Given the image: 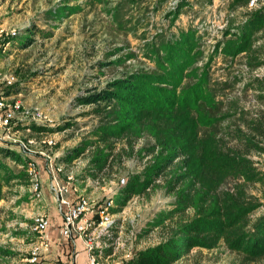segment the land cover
Masks as SVG:
<instances>
[{
    "label": "rangeland",
    "instance_id": "obj_1",
    "mask_svg": "<svg viewBox=\"0 0 264 264\" xmlns=\"http://www.w3.org/2000/svg\"><path fill=\"white\" fill-rule=\"evenodd\" d=\"M173 1L0 0V27L19 30V35L10 39V49L3 54L0 69L16 75L13 91L22 92L25 108L40 110L51 118V134L56 145L46 149L49 153H57V162L63 163L61 161L67 151L79 146L100 120L92 106L78 105L76 98L89 89H100L108 81L126 73L152 70L154 61L147 56L149 43L175 36L183 28L199 29V24H207L206 33L200 39L204 55L197 58L195 66L200 67L209 61V54L220 37L217 21L223 18L227 1L188 0L189 5L171 23L166 12ZM239 11L235 14L238 15ZM198 33L202 32L198 30ZM250 74L242 56L230 59L219 55L213 59L208 85L216 103L205 111L218 120L202 128V134H215L226 139L228 145L237 147L239 143L232 139L229 141L226 135L230 127L242 124V115L249 118L259 113L264 116V101L256 97L258 90L247 86ZM231 113V116L223 118ZM18 135L25 137L23 131ZM35 136L38 140L39 133ZM146 142H152V137H139L135 147ZM33 148L41 147L37 144ZM89 149L66 169L76 175V193L94 200L103 197V189L110 187V181L115 182L119 177H128L130 173L142 170L150 158L123 156L114 161L108 173L95 176L89 174ZM37 157L42 162H39L41 174L46 173L43 158ZM252 159L264 171V154H254ZM97 179L100 187L95 184ZM234 183L233 179H228L223 188H231ZM115 187L113 191H116ZM27 189V184L15 185L6 190L0 200V264H29L31 239L24 225L40 209L30 200ZM122 190L114 197L115 205L123 198ZM247 190L252 196H261L258 184L249 185ZM175 195L160 177L153 189L132 194L118 211L122 237L127 239L132 230L134 244L142 248L162 241L166 226L174 224V220L155 221L174 207ZM49 201L53 211L59 215L54 198L50 197ZM261 210L259 208L253 215ZM193 214L194 210L188 209L185 218ZM63 246L62 251L58 249V257L73 254V246L70 248L66 243ZM240 258L238 252L229 250L220 242L210 250L194 248L186 257L172 264H240Z\"/></svg>",
    "mask_w": 264,
    "mask_h": 264
},
{
    "label": "trees",
    "instance_id": "obj_2",
    "mask_svg": "<svg viewBox=\"0 0 264 264\" xmlns=\"http://www.w3.org/2000/svg\"><path fill=\"white\" fill-rule=\"evenodd\" d=\"M247 3L230 0L224 11H237ZM188 5V0H177L166 12L170 22ZM239 12L220 30L209 61L202 66H195L204 55L202 34L195 27L183 28L175 36L148 44L152 70L126 73L76 98V104L92 106L100 120L79 146L67 151L61 161L66 168L87 148L89 174L95 176L109 171L123 156H150L142 170L128 175L117 212L135 192L153 189L159 177L176 194L174 207L155 221L174 220L166 226L163 240L136 251L124 264H172L194 248L210 250L220 242L241 255L240 264H264V171L252 159L254 154H264V116L242 115V124L230 127L226 135L239 143L237 147L223 137L201 133L218 120L205 111L216 103L208 85L215 57L242 56L251 71L247 86L258 90L256 97L264 101V75L252 74L264 66V5ZM33 131L51 133L53 129L33 125ZM144 135L152 137V142L136 148V140ZM19 163L23 158L15 146L0 145V200L6 190L28 184L25 171L16 168ZM228 179L235 183L224 189ZM257 184L260 197L247 190ZM191 208L194 214L185 218ZM259 208L261 212L254 216Z\"/></svg>",
    "mask_w": 264,
    "mask_h": 264
},
{
    "label": "built area",
    "instance_id": "obj_3",
    "mask_svg": "<svg viewBox=\"0 0 264 264\" xmlns=\"http://www.w3.org/2000/svg\"><path fill=\"white\" fill-rule=\"evenodd\" d=\"M173 2L170 9L176 5L177 0ZM263 5L264 0H248V3L237 11L222 13L223 18L217 21L218 30L225 27L229 19L239 10L246 13ZM207 28V24L201 23L197 30L203 35ZM18 35L19 30L0 27V60L10 49V39ZM252 73L264 75V66L258 67ZM16 78L14 73L0 69V145L15 146L22 155L23 163L16 164V168L24 170L27 175L30 200L36 204L44 198L42 167L37 157L40 156L44 160V168L49 180L48 189L61 218L60 237L71 247L76 245L77 239H80L86 251L87 264H124L136 251L142 249L134 244L132 230L129 231L127 239L122 237V224L118 216L120 213L115 211L121 202L119 200L118 205H115L114 197L127 185V177H119L115 182L110 181L108 183L110 187L103 189V197L99 200L77 194L76 175L73 171H68L64 163L57 162V153H49L46 149L56 145L52 134L39 133L41 136L37 140L33 131V125L51 126V118L40 110L31 111L24 107L22 92L11 90L15 87ZM21 131L25 137H19ZM37 144L40 149L33 148ZM95 184L101 186L98 179ZM114 186L116 191H113ZM50 226V218L44 211L33 214L31 221L24 225L31 239L27 259L29 264H54L48 261L52 242ZM75 254L73 251L74 259H71L70 264H75Z\"/></svg>",
    "mask_w": 264,
    "mask_h": 264
},
{
    "label": "crops",
    "instance_id": "obj_4",
    "mask_svg": "<svg viewBox=\"0 0 264 264\" xmlns=\"http://www.w3.org/2000/svg\"><path fill=\"white\" fill-rule=\"evenodd\" d=\"M39 162H41L40 159H39ZM48 182H49V180H48L47 173L43 172L42 173V186H43L44 198L40 203L35 204L36 207L40 209V210H37V212H40V211L46 212L50 218V221H51L49 233H50V237L52 239V242H51V250L48 253V261H50L51 263H54V264H70L71 259H74L73 255L70 254L67 257H61V258L58 257V255H57L58 249L62 251V248H64L63 245H65L66 242L64 239H62L60 237V234H59V227L61 224V218L58 214H56L53 211L52 206L50 205L49 199H50V197H53V196L48 189ZM47 195H50V197H48ZM37 212H35V213H37ZM29 222L25 223V225L28 224ZM68 246L70 248H72L70 244H68ZM72 250L76 253L75 254V264H87L86 251L84 249L83 242L80 239L76 240V245L73 246Z\"/></svg>",
    "mask_w": 264,
    "mask_h": 264
}]
</instances>
